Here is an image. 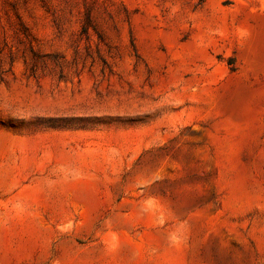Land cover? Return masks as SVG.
Masks as SVG:
<instances>
[{
  "label": "rangeland",
  "instance_id": "obj_1",
  "mask_svg": "<svg viewBox=\"0 0 264 264\" xmlns=\"http://www.w3.org/2000/svg\"><path fill=\"white\" fill-rule=\"evenodd\" d=\"M0 264H264V0H0Z\"/></svg>",
  "mask_w": 264,
  "mask_h": 264
}]
</instances>
